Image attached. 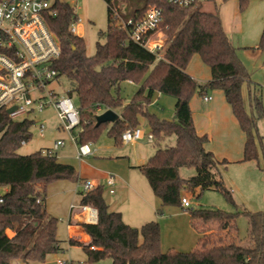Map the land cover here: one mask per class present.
<instances>
[{
	"label": "trees",
	"instance_id": "1",
	"mask_svg": "<svg viewBox=\"0 0 264 264\" xmlns=\"http://www.w3.org/2000/svg\"><path fill=\"white\" fill-rule=\"evenodd\" d=\"M2 0H0L1 2ZM225 1V0H224ZM249 0H239L242 11ZM108 28L100 32L96 52L89 56L84 40L71 32L77 23L75 10L65 0H55L44 14L47 28L56 36L60 56L54 63L59 77L69 83L67 95L76 96L81 131L79 145L95 143L101 129L111 125L108 135L116 144H122V134L147 122L154 138L156 151L148 162L138 169L146 177L154 195L164 207L186 210L192 225L215 223L226 231L230 240L214 239L211 232L200 231L199 247L190 252L161 249V226L151 221L141 228L124 223L120 212L111 211L104 199L103 186L82 195L80 204L98 211L97 224H81L90 238L83 248L92 262L111 259L113 264H264V212H245L248 219V240L237 241L236 220L240 213L220 210H191L181 205L183 193L208 190L222 193L236 206L231 191L214 170L229 162L218 161L206 151L208 136L197 134L190 101L195 94L221 90L241 130L245 134L242 162L258 161L255 142L256 120L245 107L242 87L249 73L237 56L236 48L225 33L219 9L206 12L195 6L181 8L165 0H106ZM151 7L162 13L161 29L167 36L163 48L150 52L128 40L125 30L113 25L112 9L124 19L140 18ZM258 49L264 52V29ZM198 54L210 68L211 80L201 84L186 73L192 57ZM148 76L146 77V75ZM142 87L128 103L120 97L121 84L140 83ZM175 98V120L168 121L150 113L148 106L154 93ZM256 107L262 110L260 99ZM106 110L121 111L113 124L96 125V105ZM31 123L13 121L7 112L0 111V188H8L0 203V264L15 260L25 263H44L51 254L61 251L57 237L58 219L46 209V189L50 183L75 181L76 169L61 163L55 156H46L42 150L31 155L18 153L23 141L31 138ZM176 136L173 146H164L166 138ZM195 168L196 175L184 179L181 168ZM38 186H40L38 188ZM201 194L199 196H201ZM237 207V206H236ZM12 231L13 236L8 232ZM235 234V235H234ZM142 238V242L140 239ZM94 247V249H92Z\"/></svg>",
	"mask_w": 264,
	"mask_h": 264
},
{
	"label": "rangeland",
	"instance_id": "2",
	"mask_svg": "<svg viewBox=\"0 0 264 264\" xmlns=\"http://www.w3.org/2000/svg\"><path fill=\"white\" fill-rule=\"evenodd\" d=\"M75 10L78 21L77 35L81 37L86 45L89 56L96 52L97 43L103 42L100 39V32H106L108 28V4L106 0H66ZM211 1L202 0L204 9L210 10ZM221 10L228 29V38L236 48V53L242 64L249 73V80L244 84V96L246 110L253 115L256 120L255 142L258 153V161L228 163L219 165L216 169L217 178L222 179L225 187L231 191L233 200L236 204L228 202L225 196L217 191L208 190L201 194L200 190L195 192L186 191L183 193L189 202L191 210H220L226 213H240L236 220L238 231L237 241L245 244L248 240V219L243 214L245 212H264V52L257 51L261 35L264 29V0H249L241 11L239 0H215ZM201 8L200 6H197ZM211 7V8H210ZM215 11V9L213 8ZM212 10V11H213ZM155 40L165 45L167 36L159 29L155 35ZM148 74L146 75V77ZM146 77L140 83H122L120 97L124 104H128L142 87ZM52 87L59 95L67 94L69 83L65 77L59 78ZM74 102L78 105V99L73 96ZM255 99H260L262 110L256 107ZM150 113H157L158 107L154 104L148 106ZM156 115V114H155ZM157 116V115H156ZM37 122H46L48 130L44 136H40L36 127L31 126V138L26 145H22L18 153L20 155H31L40 150L51 148L58 139H65L66 145L59 150L57 160L61 163L75 167L81 176L79 179H89L99 181L104 189V199L112 209H118V201L123 192L122 189H115L116 195L108 193L106 178L114 175L120 182L127 175H131L132 186L145 188L153 195L146 177L139 169L133 168L137 165L146 163L148 157L155 153L156 147L153 143L146 140L140 141L137 145L116 144L115 140L108 135L111 125L101 129L99 138L92 143V149L96 150L95 155L84 159H77L74 145L68 141L67 135L57 130V119L51 109L46 110L40 115ZM145 133L149 129L144 127ZM175 138V136H173ZM165 145H174L175 142L169 139ZM223 160H220L222 162ZM196 175L195 168L183 167L180 176L189 179ZM77 181H58L50 183L46 189L47 210L50 215L59 220L57 237L64 243V251L51 254L46 258L44 264H58L60 259L67 264H113L111 259H104L99 262H92L88 253L82 246L70 245L67 229L68 218L71 205L80 204V195L75 192ZM40 186H38L39 188ZM6 188H0V195L6 193ZM201 194V196H199ZM129 205L125 208L127 213ZM170 210L178 213L177 217L161 226V249L163 252L179 251L190 252L198 248L199 234L191 224L189 213L177 207H170ZM168 215L165 210L164 217ZM201 229V228H199ZM202 231L211 232L214 239L223 238L230 240L233 236H228L226 231L220 230L215 224H205ZM13 236V232H8ZM235 235V234H234ZM12 264H43L25 263L22 260H15Z\"/></svg>",
	"mask_w": 264,
	"mask_h": 264
},
{
	"label": "built area",
	"instance_id": "3",
	"mask_svg": "<svg viewBox=\"0 0 264 264\" xmlns=\"http://www.w3.org/2000/svg\"><path fill=\"white\" fill-rule=\"evenodd\" d=\"M55 0H2L0 2V111L5 110L13 121H25L37 128L40 136L48 130L46 122H37L40 115L51 109L57 119V130L63 131L75 148L79 160L93 156L92 144L79 145L77 133L81 129L79 110L73 97L59 95L52 84L59 80V72L54 68L60 56V46L56 36L47 28L44 14ZM66 1V0H65ZM181 8L197 5L202 0H165ZM67 2V1H66ZM113 25L126 31L128 40L150 52L164 47L155 40L162 23V13L157 7L149 8L140 18L124 19L116 9H112ZM78 25L72 24L71 32L77 35ZM203 100L209 102L206 95ZM13 110L11 113L9 110ZM101 105H96V115L104 113ZM140 140L153 143L151 133L142 128L128 130L122 134L123 144H135ZM23 141L22 145H26ZM66 145L65 139L56 140L51 148L42 150L46 156H57ZM110 194H115L116 178L108 175L105 182ZM98 185L90 180H77L76 192L85 195ZM0 195V203H3ZM181 205L188 209L190 202L182 197ZM78 209L85 224L98 223V211L89 205H71ZM94 249V247H92ZM58 264L67 262L58 260ZM72 264V263H71Z\"/></svg>",
	"mask_w": 264,
	"mask_h": 264
},
{
	"label": "crops",
	"instance_id": "4",
	"mask_svg": "<svg viewBox=\"0 0 264 264\" xmlns=\"http://www.w3.org/2000/svg\"><path fill=\"white\" fill-rule=\"evenodd\" d=\"M210 4H211L210 6H212V8L210 7L211 8L210 10L204 9V5L202 1L198 3L197 6L202 7L203 11L214 12L213 8L214 9L215 7L218 8V4L215 0L214 3L211 1ZM219 14L222 20L223 29L225 33L228 34L229 31L226 28L225 19L220 9H219ZM256 49L257 51H260L258 49V46ZM186 73H188L192 78H194L197 82L201 84H204L211 80L210 68L203 63L202 59L198 54L192 57L190 63L186 68ZM125 83L133 84V82L131 81H126ZM206 95L211 97V100L209 102H205L203 100L204 96ZM242 96L245 104L244 85L242 87ZM175 103H176L175 98L161 94L159 92L154 93L152 98V104L158 107V110L156 111L157 113L155 114L159 118L168 121L175 120V113H174ZM190 108L192 110L194 126L197 134L200 136L206 135L209 138V141L205 144L206 151L212 152L218 161L226 160L230 163L242 162L244 156V145H245L246 137L243 131L241 130L240 125L237 119L235 118L232 112V108L228 104L224 93L221 90H209L204 95H200L197 93L192 97L190 101ZM114 111L121 116L122 109L114 110ZM145 126L149 129L146 120L142 119L140 128L144 130ZM148 133H150V130L148 131ZM169 139L176 142V136L175 138L171 136L166 138L163 143L167 144L166 142ZM140 141H144V140H140ZM140 141L132 145H137ZM165 146H173V145H165ZM95 152L96 150H94V155ZM58 154L56 157H58ZM150 157H148L146 163L148 162ZM142 165H137L134 166L133 168L138 169V167ZM214 173L217 174V171L214 170ZM80 177L81 176L79 175V173H77V179L75 181L79 180ZM115 178H116V189H122L123 192H121V195L119 197L118 209L116 210L112 209L111 206H109V208L111 211L120 212L122 214V218L125 224L131 227L141 228L143 225L151 221H158L160 225H162L167 222L168 220L167 218H169L170 221H173V218L177 217L178 213L174 212V210H170L171 209L170 207H164L162 215H158L157 210L161 208V201L156 196H152L148 192V190H146L144 187L141 188V190H139L138 187L132 186V183L130 181L131 175L130 176L127 175L120 182L118 181L116 176ZM84 180H89V179H84ZM93 182L96 183L98 186L101 185L99 181L95 180ZM6 190L8 191V188H6ZM75 192H76V188H75ZM76 193L80 195V197H82L80 192H76ZM116 193L117 192H115V194H110V193L109 194L116 195ZM45 204L47 209V200L45 201ZM128 205H129L128 207L129 209L126 213L125 208H127ZM165 210H167L168 213L166 217H164ZM83 223L84 222L80 210L70 209V214L67 223V229L69 235L68 241L70 245H77V246L79 245L84 247L86 244H88L90 238L87 234L84 233V230L81 226V224ZM204 225L205 224L203 225L199 224L198 229H196V227L192 225L193 228L198 231L199 238L201 237L200 231H202V226ZM59 240L61 242L60 243L61 251L59 252H63L65 250L64 243L66 242L61 239ZM140 242H142V238L140 239ZM198 244H199V239H198Z\"/></svg>",
	"mask_w": 264,
	"mask_h": 264
},
{
	"label": "water",
	"instance_id": "5",
	"mask_svg": "<svg viewBox=\"0 0 264 264\" xmlns=\"http://www.w3.org/2000/svg\"><path fill=\"white\" fill-rule=\"evenodd\" d=\"M12 111V109L9 110L10 113ZM119 119L120 115L117 114L114 110H106L104 113L96 116V125L99 126L105 123L113 124Z\"/></svg>",
	"mask_w": 264,
	"mask_h": 264
}]
</instances>
